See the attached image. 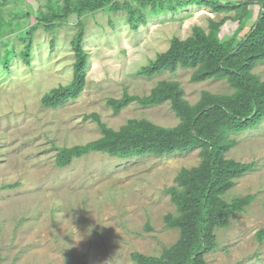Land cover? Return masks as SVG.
Masks as SVG:
<instances>
[{"label": "rangeland", "instance_id": "374dc122", "mask_svg": "<svg viewBox=\"0 0 264 264\" xmlns=\"http://www.w3.org/2000/svg\"><path fill=\"white\" fill-rule=\"evenodd\" d=\"M37 1L45 11L46 0ZM13 5L21 15L15 21L32 27L34 19L25 15L34 14L35 0ZM253 9L248 27L259 11L256 5ZM225 15L193 5L148 16L137 30L129 27L124 14L83 16V48L89 56L86 85L76 100L56 109L45 108L41 101L73 79L75 16L53 34L35 31L30 65L16 55L7 70L0 63V264H135L133 253L159 256L176 242L178 232L165 226V216L176 212L165 190L175 185L181 169L198 165V151L131 159L93 153L64 168L55 165V157L60 148L100 138L97 124L88 118L92 114L114 130L132 119L165 128L178 124L169 103L148 108L131 104L115 115L107 100L120 99L125 92L146 96L166 80L178 82L191 105L203 91L230 93L222 80L192 82V70L151 78L137 75L173 38H188L195 26L207 31L210 19L220 21ZM235 27L227 22L220 39H227ZM24 32H4L1 57L6 48L21 50ZM253 73L264 81V63ZM232 137L236 144L226 157L255 166L224 198H255L227 228L215 231L216 246L204 259L206 264H264V236H257L264 230V121Z\"/></svg>", "mask_w": 264, "mask_h": 264}, {"label": "trees", "instance_id": "16d2710c", "mask_svg": "<svg viewBox=\"0 0 264 264\" xmlns=\"http://www.w3.org/2000/svg\"><path fill=\"white\" fill-rule=\"evenodd\" d=\"M18 1L21 0H0V43L7 30L9 33L25 31L20 37L21 50L15 53L13 48H6L0 56L6 70L15 55L30 65L35 31L41 28L53 34L71 16L77 20V32L71 40L73 79L70 84L43 96L42 105L50 109L76 100L85 88L89 56L83 48V16L99 11L124 14L129 27L137 30L146 25L148 16L174 14L193 5L209 8L216 15L226 14L220 21L210 19L207 31L195 26L188 38H173L169 48L142 67L137 75L151 78L165 72L175 73L178 69L192 70V82L222 80L231 89L230 93L203 91L191 105L185 100L180 84L166 80L158 82L146 96L125 92L120 99L107 100L115 115L131 104L148 108L169 103L178 124L165 128L132 119L114 130L92 114L88 118L97 124L100 138L84 145L60 148L55 157V165L64 168L74 159L93 153L131 159L198 151V165L181 169L175 185L165 190L176 209L175 214L165 216V226L178 232L176 242L165 247L159 256L133 253L131 259L135 264H206L204 256L216 246L215 231L227 228L231 218L243 212L255 198L246 195L226 201L224 196L237 179L255 166L253 162L227 158L226 154L236 144L232 136L255 129L264 121V81L253 73L258 64L264 63V0L235 4L213 0H46L45 11L35 0L34 14L25 15L26 20L32 18L35 23L26 28L15 21L21 19L13 5ZM255 5L259 8L257 18L248 27ZM227 22L235 23L236 27L227 39L221 40L220 33ZM257 236L261 239L264 230Z\"/></svg>", "mask_w": 264, "mask_h": 264}]
</instances>
